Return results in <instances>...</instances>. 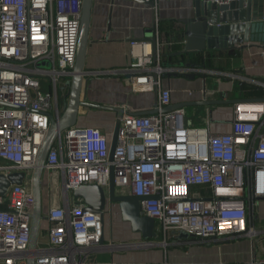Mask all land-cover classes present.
<instances>
[{"label":"built area","instance_id":"1","mask_svg":"<svg viewBox=\"0 0 264 264\" xmlns=\"http://www.w3.org/2000/svg\"><path fill=\"white\" fill-rule=\"evenodd\" d=\"M133 1L156 11L161 2L182 0ZM211 1L226 5L234 0ZM82 7L83 0H0V175L26 174L23 185L0 195V264H27L30 258L35 264H99L97 253L120 248L102 244L105 219L87 211L84 201L71 204L68 197L83 185L108 191L112 168L117 195L145 198L141 212L155 220L161 241L145 243L148 248L162 246L167 253L171 246L190 244L192 240H179L181 232L226 242L254 235L248 214L264 199V100L233 104L231 132L213 133L209 118L204 126L192 127L185 109L164 111L172 104V89L162 86V77L214 73L239 87L262 89L264 79L164 67L157 27L153 41L131 43L129 68L90 73L114 78L134 74L133 93H158L153 113L123 116L113 160L111 142L101 129L76 126L61 133L48 154L45 176L50 186L60 175L64 206L48 207L42 221L47 223L46 240L30 250L33 171L52 121L62 117L69 100L66 83L75 75ZM260 54L264 56V45ZM257 99L264 98L238 100ZM106 213L111 215L110 208Z\"/></svg>","mask_w":264,"mask_h":264},{"label":"crops","instance_id":"2","mask_svg":"<svg viewBox=\"0 0 264 264\" xmlns=\"http://www.w3.org/2000/svg\"><path fill=\"white\" fill-rule=\"evenodd\" d=\"M195 0H182L181 2H161L155 11L150 4L137 3L133 0H94L92 6V18L90 26L89 45L86 54L85 70L87 71L86 102L110 107H123L124 115L129 113L153 112L158 100V93H133L131 85L134 82V74L125 77H95L90 75L93 71L120 70L131 66V43L133 41L151 40L156 36V29L160 33L162 45L163 66H187L195 65L191 59L177 56L178 52L185 49V28L181 20L194 16ZM254 17L261 18L264 25V0L254 3ZM259 37L256 41L237 44L229 50H214L215 64L223 67L229 73H241L244 76L264 79V56L260 54L264 45V33L255 34ZM259 35V36H258ZM254 37L252 33L251 38ZM174 43V44H171ZM182 46V50L175 47ZM232 50L238 54L228 61L224 55ZM153 52L155 53L154 49ZM209 53V52H207ZM189 55V54H187ZM197 55V54H193ZM173 57H180L178 60ZM188 57V56H187ZM186 67V68H187ZM217 71V70H209ZM195 80L186 76H170L164 74L162 86L172 89V107L182 105H195L205 101L228 100L235 101L244 97V93L237 81L222 79L214 73L193 74ZM188 125L202 127L209 118L213 133H230L232 128V105L218 106H184ZM117 121V113L94 109H81L78 127L99 128L106 134L112 144L113 134ZM60 198L52 196L51 185H48L44 174L43 180V208L49 206H64L63 189H60ZM71 204L78 202L70 195ZM110 229L106 228L104 244H133L141 242V236L132 231L129 223L122 220L119 208L110 215ZM117 216L118 231L113 230V217ZM248 227L255 230L254 235L241 238L236 241H221L220 239L201 240L192 237L181 241H191L187 245L171 246L164 257L168 264H226L251 263L264 264V199L256 201L254 208L249 207ZM47 223L42 222L39 243L45 242V229ZM174 236V234H172ZM157 238V237H155ZM154 238V239H155ZM153 239V240H154ZM159 239V238H158ZM161 240V239H160ZM125 250V249H124ZM123 250L97 253L94 259L97 263L116 262L133 263L149 262L163 264L162 253L159 260H151V254L146 253L139 259H124Z\"/></svg>","mask_w":264,"mask_h":264},{"label":"water","instance_id":"3","mask_svg":"<svg viewBox=\"0 0 264 264\" xmlns=\"http://www.w3.org/2000/svg\"><path fill=\"white\" fill-rule=\"evenodd\" d=\"M94 0H83L81 27L79 34L77 59L75 64V75L71 80L67 81L66 87L69 88V100L65 106V111L62 117L57 121H52L46 139L42 145L37 165L33 171L32 177V193L34 196V209L32 214V232L30 250L35 251L39 246V237L41 232V224L44 219L43 208V180L48 154L64 131L74 128L78 125L81 109H94L102 111H112L117 113V121L111 144L110 159L113 160L118 133L121 127V119L124 116V110L119 107H110L99 104L86 102V81L87 71L85 70L86 54L89 45L90 26L92 18V6ZM258 0H234L226 5H216L211 0H195L194 16L180 21L185 28V49L178 52L177 56L187 54H206L214 50H229L235 48L237 44H247L251 41L258 40L255 34L264 33V25L261 23V18H256L253 15L254 3ZM252 33L254 37L251 38ZM259 36V35H258ZM264 38V37H261ZM264 41V39H263ZM242 48H245L242 46ZM154 51L156 46L154 45ZM187 67V66H186ZM193 67H199L193 65ZM186 78L195 80L196 75H186ZM264 99L254 101L246 100H217L205 101L195 105H182L181 107L168 106L164 109L165 112L175 111L184 106H218V105H233L242 102H261ZM153 112L136 113L135 115H150ZM26 174L14 173L8 177L0 175V195L5 196L12 186L23 185ZM75 200H82L86 205V210L98 214L104 220L106 217V208H110L111 212L119 208L122 220L129 223L134 233L141 236L142 241L147 243L156 237V223L153 218L147 217L141 212V201L145 198L132 195H117L115 186V173L111 169L110 184L108 191L97 185H83L75 189L72 193H68ZM182 239H187L189 235L185 232L180 233ZM105 237L102 238V244L105 242ZM146 243V244H147ZM137 244V243H136ZM119 244L121 246L136 245ZM115 245V244H114ZM118 248V249H120ZM118 249H115L112 254H115ZM27 264H35L34 258H30ZM102 264H134L116 262L114 259L110 263ZM136 264H160V263H136Z\"/></svg>","mask_w":264,"mask_h":264},{"label":"rangeland","instance_id":"4","mask_svg":"<svg viewBox=\"0 0 264 264\" xmlns=\"http://www.w3.org/2000/svg\"><path fill=\"white\" fill-rule=\"evenodd\" d=\"M189 126H192V125H189ZM192 127H198V126H192ZM61 188H62V183L60 180V175L57 173V174H55L53 181H52V184H51L52 196L55 197L56 199L60 198L59 194H60ZM46 212H47V210L44 211V213H46ZM117 224H118V219H117V216H115V217H113V225H112L115 234L118 231ZM107 227H109V229H110V217H109V215H108L107 219L105 220V231H106ZM107 230H108V228H107ZM151 241L154 243H159L161 240L158 238H155L154 240L152 239ZM145 243H147V241H145V242L141 241V242H138L137 244L135 243L136 245L132 246L131 248L123 250L121 253H123L124 259H126V260H131V259H137L138 260L139 259V261H141L140 257L142 255H145L146 253H148V254L152 255V257L150 258L152 261L153 260H159L160 259L159 253L161 252L162 253V259H164L163 264H165L166 258H163L164 257V248L162 246H156V247L148 248L144 245ZM133 263H135V262H133ZM138 263H141V262H138ZM145 263H149V262H145ZM153 263H156V262H153Z\"/></svg>","mask_w":264,"mask_h":264},{"label":"trees","instance_id":"5","mask_svg":"<svg viewBox=\"0 0 264 264\" xmlns=\"http://www.w3.org/2000/svg\"><path fill=\"white\" fill-rule=\"evenodd\" d=\"M182 46L175 47L176 50H182ZM238 52L236 50H232L229 53L225 54L224 57L230 61L234 56H236ZM188 56V57H187ZM178 60L180 57H173ZM191 59L199 67L205 68L206 70H217V71H226L223 67H217L215 64V54L214 52H209L206 54H189L185 55L184 59ZM241 90L244 93V97L246 98H264V89L256 88L250 85H243Z\"/></svg>","mask_w":264,"mask_h":264}]
</instances>
